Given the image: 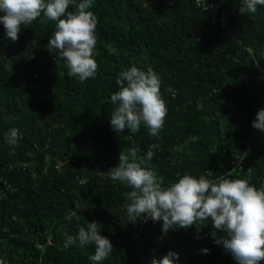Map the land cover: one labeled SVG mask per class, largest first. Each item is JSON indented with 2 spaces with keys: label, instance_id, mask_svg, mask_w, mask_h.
Masks as SVG:
<instances>
[{
  "label": "trees",
  "instance_id": "obj_1",
  "mask_svg": "<svg viewBox=\"0 0 264 264\" xmlns=\"http://www.w3.org/2000/svg\"><path fill=\"white\" fill-rule=\"evenodd\" d=\"M205 2L218 5L222 27L194 0H94L99 67L84 82L46 47L54 22L22 25L15 42L0 23L3 264H92L94 244L63 245L94 221L113 245L99 264H150L169 250L177 264H237L214 243L210 219L167 234L162 221L130 222L122 205L132 189L107 175L121 151L138 146L143 157L157 144L147 167L165 186L185 173L246 179L250 167L249 183L264 185V131L252 126L264 108V6L240 14L242 0ZM133 65L161 80L167 116L158 139L143 125L137 133L111 127L117 76ZM12 128L21 137L15 146L5 142Z\"/></svg>",
  "mask_w": 264,
  "mask_h": 264
},
{
  "label": "clouds",
  "instance_id": "obj_2",
  "mask_svg": "<svg viewBox=\"0 0 264 264\" xmlns=\"http://www.w3.org/2000/svg\"><path fill=\"white\" fill-rule=\"evenodd\" d=\"M94 0H0V23L8 38L19 39L23 26L31 25L37 18L42 23L54 22L55 30L46 45L56 49L68 68V76L78 77L81 82L94 78L98 63L94 59L97 44L95 35L97 17L89 9ZM173 2V0H169ZM201 0H197L199 5ZM73 5L75 10L69 11ZM264 0H242L240 14H255ZM210 6L203 0V10ZM119 91L111 94V103L116 107L111 113L112 129L121 133L127 129L137 133L145 126L151 137L159 138L167 116V107L161 94V80L149 67L146 71L133 65L122 70L116 79ZM168 91H173L170 87ZM255 129L264 131V108L258 110L252 122ZM21 137L19 130L12 128L5 134V142L15 146ZM157 144H151L143 157H138L140 148L131 147L121 151L119 164L110 168L107 175L132 189L125 196L130 222L139 218L162 221V232L170 229L204 225L211 220V236L216 245H223L232 254L237 264H260L264 261V185L256 188L249 183L253 169L245 173L246 179H230L232 171L215 180L200 175L198 178L185 173L177 181L165 186L164 177L148 163L155 155ZM79 208V207H78ZM100 223H87L79 227L75 236H67L64 248L76 245H95L89 256L92 264L105 260L113 250L111 241L100 234ZM199 231V227H197ZM224 235H218L217 231ZM207 254L209 249L204 248ZM179 253L169 250L161 258L153 257L150 264H177ZM3 264V261H0Z\"/></svg>",
  "mask_w": 264,
  "mask_h": 264
},
{
  "label": "built area",
  "instance_id": "obj_3",
  "mask_svg": "<svg viewBox=\"0 0 264 264\" xmlns=\"http://www.w3.org/2000/svg\"><path fill=\"white\" fill-rule=\"evenodd\" d=\"M195 4L197 6L200 7V9L207 13L209 15V21L212 25H219L220 27L223 26L224 24V20H225V17H224V14L222 12L219 11V7L218 5L216 4H208L210 7L208 8V10L204 11L203 10V0H201V3L198 5L197 4V0H194Z\"/></svg>",
  "mask_w": 264,
  "mask_h": 264
},
{
  "label": "bare ground",
  "instance_id": "obj_4",
  "mask_svg": "<svg viewBox=\"0 0 264 264\" xmlns=\"http://www.w3.org/2000/svg\"><path fill=\"white\" fill-rule=\"evenodd\" d=\"M77 209H78V208H77ZM145 221H146V219L143 220V222H145Z\"/></svg>",
  "mask_w": 264,
  "mask_h": 264
},
{
  "label": "rangeland",
  "instance_id": "obj_5",
  "mask_svg": "<svg viewBox=\"0 0 264 264\" xmlns=\"http://www.w3.org/2000/svg\"><path fill=\"white\" fill-rule=\"evenodd\" d=\"M80 208V207H79Z\"/></svg>",
  "mask_w": 264,
  "mask_h": 264
}]
</instances>
